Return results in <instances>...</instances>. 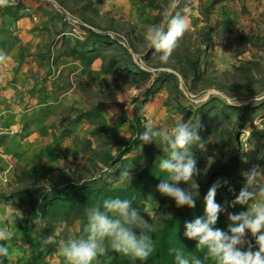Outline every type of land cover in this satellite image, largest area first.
Wrapping results in <instances>:
<instances>
[{"label": "trees", "instance_id": "trees-1", "mask_svg": "<svg viewBox=\"0 0 264 264\" xmlns=\"http://www.w3.org/2000/svg\"><path fill=\"white\" fill-rule=\"evenodd\" d=\"M137 1L158 10L163 8L157 0ZM221 1L224 0H214L213 5ZM58 2L63 7L67 6L73 15L79 14L85 20L79 19V36L71 34L74 26L56 10L51 0H16L14 7L0 8V15L8 19L7 23L12 24L30 12L42 11L56 26L57 39L62 40L60 56L82 62L85 67L91 66L97 59H102V71L106 74L121 73L136 81L149 82L148 86L134 97L136 108L149 102L164 89L180 93L179 79L174 73L161 71L153 78L149 71L138 67L131 48L125 45L118 35L97 29V24L87 17V13H99L93 0ZM58 19L62 21L56 25ZM5 23L4 21L0 28V38L5 33L3 27ZM234 27L235 21L232 17L218 21L215 26L209 27V31L202 33V43L210 47L209 37L213 32L217 35L225 34L228 30L233 31ZM240 39L254 42L253 35H241ZM152 52L154 50L147 53L152 55L154 54ZM197 65L196 61L192 63L193 84L202 79ZM238 68L245 77H249L254 70H259L260 65L246 61ZM50 75L49 72L40 80L41 87L38 91L40 95L47 88ZM56 85L57 90L66 88L65 85L53 81L52 87ZM242 86L231 85V88L239 89ZM52 96L50 93L46 94L45 99ZM232 104L234 103L222 99L219 95L209 96L206 101L198 103L195 109L177 104V114L185 121L190 120L189 122L197 125V133L205 144L204 149L192 146L200 170V175L195 177L200 195L196 199L195 208L191 209L177 208L174 200L157 190V185L168 176L159 168V162L165 158V153L160 147L158 155L154 154L157 143L143 144L136 138L145 126L140 116L137 118L122 116L108 120L98 106L78 109L71 126L63 128L60 140L72 136L82 121L90 124L91 129L87 137H77L79 147L71 152L83 167L73 170L72 175L62 173L59 176L61 178L57 179L49 176V171L43 173L38 166L18 164L14 171L15 190L0 198V208L2 203L15 199L20 200V203L27 199L29 203L27 213L20 223L28 233L26 239L28 246L21 248V253L14 259H4L3 264H54L52 258L60 254L59 241L62 238L57 229L80 221V230L75 239L86 238L87 234L83 231L86 225L85 209L101 203L104 199L116 197L132 200L144 218L154 224L156 230L152 237L155 250L145 262L109 250L107 255L99 257L93 264H175L174 253L171 251L174 248H185L186 251L202 256L203 254L195 248L196 241L184 236L185 223L204 215L203 198L216 181L222 183L217 189L216 202L223 205L225 201L233 200L244 186L245 178L242 173L250 171L264 159V154L260 156L264 142V126H257L255 123L257 119H264V97L240 107L231 106ZM126 124L128 130L123 128ZM125 131L128 132V136L123 135L120 139L110 137V134H121ZM246 131L250 152L246 150L242 139ZM60 140L56 141L57 145ZM206 156L216 158V164L204 167ZM1 163L0 158V170ZM125 169L132 170L131 182L128 178L123 180L124 177L120 175ZM43 178L47 179L46 184L40 182ZM224 181H227L226 185L223 184ZM181 187L190 188V184H182ZM230 188L233 191H229ZM147 209L149 212H145ZM36 215H40L46 221V227L39 231H35L32 224V219ZM224 216L225 213L219 215L215 227L224 230ZM49 236L53 237L54 242L45 244L44 241ZM59 261V264H68L62 255L59 256ZM206 264L214 262L208 260Z\"/></svg>", "mask_w": 264, "mask_h": 264}, {"label": "rangeland", "instance_id": "rangeland-1", "mask_svg": "<svg viewBox=\"0 0 264 264\" xmlns=\"http://www.w3.org/2000/svg\"><path fill=\"white\" fill-rule=\"evenodd\" d=\"M157 1L162 4V10L145 6L137 0H95V7L99 13H87V17L97 24L96 27L100 31L111 32L124 40L126 45L131 48L138 67L149 71L153 78L157 77L161 71L174 73L179 79L178 91L180 93L164 89L153 96L149 102L136 108L137 104L133 99L148 86L149 82L136 81L121 73L106 74L102 71V59H97L89 67H85L82 62L80 65L67 63L68 65L60 74L63 77L61 82L66 87L68 85L74 87L76 95L84 98L83 107H80V102H78L77 106H67L65 109L57 108V115L61 116L59 126L54 125L42 131L37 129V136H33L32 139L26 140L25 138L28 136L26 134L22 135L20 139L15 138L11 141L3 139L2 145H0L3 150V156H0L2 159L0 198L15 190L14 171L18 164L38 166L43 173L49 171V176L57 179L61 178L59 176L62 173L72 175L73 170L82 166V163L75 159L71 152L79 147L77 137H87L91 129L90 124L87 121H82L72 136L60 140L63 128L71 126L73 119L78 114V109L98 106L108 120H115L122 116L130 118L140 116L142 123L157 121L161 129L167 132L180 118L177 114V104L191 106L195 109L198 103L206 101L209 96L219 95L231 103L235 102V97L242 105H245L264 97V0H224L216 5H213L214 0H179L178 7L174 12H183L185 8L188 9L189 28L167 63H162L158 54L148 55L147 53L150 49L145 39L146 28L150 25L163 24L165 16L170 11V0ZM53 2L57 7L69 11L67 6L63 7L58 0H53ZM76 17L84 20L79 14H76ZM226 17L234 19L233 31L228 30L225 34L220 35L213 32L209 37L210 47L204 46L202 33L209 31L210 26H215L218 21ZM41 21L45 22L46 20L42 17ZM41 21L39 22L41 23ZM48 21H50L49 18ZM61 21L58 19L55 24L57 25ZM4 29L7 32L2 36V39L7 41L4 44V52L8 55L13 52L16 54L15 57L18 56L22 61L24 57H38L41 59L40 63L43 69L48 67L47 56L52 51V47L56 46L55 42H59L55 35L56 26L54 24L52 32L47 35L37 33L34 38H30L32 44L24 45L18 43L20 42L18 33L14 34L11 30ZM165 30L167 29L165 28ZM241 35H253L254 42L241 40ZM38 42H42V45ZM194 61L198 63L197 66L202 75V79L196 81L195 84L192 83L194 78L192 63ZM246 61L260 65L259 70H254L249 77H245L238 68ZM55 66L54 70L51 68L50 71L45 70V73L50 72L53 76L56 69L58 70L57 65ZM74 71H78L77 74L71 75ZM231 85H243L244 87L233 89ZM79 97L77 98L79 99ZM193 104L195 105L193 106ZM57 119L60 118L57 117ZM255 123L257 126H264V119H257ZM123 128L128 130V124ZM123 135L128 136L129 134L125 131L121 134H110V137L120 139ZM247 135L246 131L242 139L246 150L250 152V145L246 140ZM57 140H60L58 145L56 144ZM155 143L158 146L154 150V154L158 155V149L162 146L159 139ZM216 161V158L206 156L203 166H213ZM124 179L126 178L124 177ZM40 182L46 184L47 179L43 178ZM28 206L27 199L22 203L15 199L2 203L0 208V227L15 233L14 238L6 242L9 251L11 250V259L21 253V248L28 246L26 240L28 233L20 225L27 213ZM15 210L22 213V218L20 213ZM145 212H149V209ZM79 230L80 221H76L71 226L63 225L59 231L62 237L59 241L60 248L61 241L75 238ZM60 255L61 252L55 258L58 264Z\"/></svg>", "mask_w": 264, "mask_h": 264}, {"label": "clouds", "instance_id": "clouds-1", "mask_svg": "<svg viewBox=\"0 0 264 264\" xmlns=\"http://www.w3.org/2000/svg\"><path fill=\"white\" fill-rule=\"evenodd\" d=\"M179 0H170V11L161 25H150L145 30V39L150 50L158 54L162 63H167L179 46L189 28L188 9L183 12L174 10ZM16 0H0V8L14 7ZM174 12V14H173ZM165 28L167 30H165ZM9 57L0 50V65L6 64ZM231 106L240 107L241 102L234 97ZM197 125L184 118L177 119L170 131H163L157 121H148L144 130L137 135L143 144H152L159 139L165 158L159 162L162 172L168 174L158 185L162 195L175 201L177 208H195L199 197V184L195 177L200 175L192 146L205 148L197 133ZM120 175L132 180V170L125 169ZM245 184L238 195L222 205L216 202L217 189L222 186L216 181L204 196V215L185 223L184 236L196 241V249L203 255H196L185 248H174L175 264H264V168L254 166L243 172ZM189 185L181 187V185ZM223 184H227L224 181ZM233 191V189H229ZM246 206L245 211L228 213L230 221L227 231L215 227L221 213L228 207ZM16 211V210H15ZM18 212V211H16ZM20 213V212H18ZM22 218V213H20ZM86 225L83 231L86 238H70L61 241L60 252L68 264H93L99 257L107 255L109 250L145 262L155 250L152 233L155 226L144 218L141 210L132 200L116 198L104 199L101 203L85 209ZM34 230L46 227V221L40 215L32 219ZM59 232L60 229H57ZM251 236L254 244L247 237ZM15 233L0 227V264L10 258L6 242L13 239ZM49 236L44 243H53Z\"/></svg>", "mask_w": 264, "mask_h": 264}, {"label": "crops", "instance_id": "crops-1", "mask_svg": "<svg viewBox=\"0 0 264 264\" xmlns=\"http://www.w3.org/2000/svg\"><path fill=\"white\" fill-rule=\"evenodd\" d=\"M28 11L30 12V10ZM42 14L41 11L38 12L35 10L20 21L12 24L7 23L8 19L0 15V28L5 21L4 28L11 30L14 34H19L20 42L18 43H22V45L26 43L29 44L37 33H44L47 35L54 30L53 24L48 21V17ZM42 17L46 20L45 22L41 21ZM38 20L41 21V23ZM6 42L7 41H4L2 37L0 38V50H3ZM38 43L42 45V42ZM38 43L35 44L37 45ZM55 44L56 46L52 47V51L47 56L46 64H48V67L45 69H43L40 63V58L28 56L26 58L24 57L22 61L18 56L15 57L16 54L13 52L8 55L9 59L7 63L0 65V145H2L3 139L6 141H11L15 138L20 139L21 136L25 134L28 135L27 138H25L26 140L32 139L33 136H37V129L42 131L54 125L59 126L61 116L57 115V108L65 109L67 106H77L78 102H80V107H83L84 98L76 95L74 87L68 85L66 88L60 90H57V85L52 87L53 81H57L60 85H63L61 82V78L63 79V77L60 74L68 64L80 65L79 61H72L70 58L60 56L62 40L55 42ZM55 65H57L58 70L56 69L53 76H49L50 81L48 85H46L47 88H45L43 94L40 95L38 92L41 87L40 80L46 75L45 72L47 70L50 71L51 68L54 70L56 67ZM77 72L78 71H74L71 75L77 74ZM49 93L53 96L45 99V95ZM77 97H79V99ZM57 117L60 119L58 120ZM24 126L27 128H23ZM4 134L7 135H5V138H3ZM263 147L264 142L262 143L260 156L264 154ZM258 166L264 168V159ZM245 210L246 206L241 205L228 207L227 212H224V231H227L230 223L228 220V213H239ZM247 239L251 240L254 244V240H252L250 234ZM55 258L56 255L52 258V262L58 264Z\"/></svg>", "mask_w": 264, "mask_h": 264}, {"label": "built area", "instance_id": "built-area-1", "mask_svg": "<svg viewBox=\"0 0 264 264\" xmlns=\"http://www.w3.org/2000/svg\"><path fill=\"white\" fill-rule=\"evenodd\" d=\"M53 2V0H51ZM54 3V2H53ZM54 6L56 8L57 11H59L60 13L63 14V16L65 17V20L68 21L69 23H71L74 26L73 32L71 33L73 36L77 37L79 36V19L73 15L72 13H70L69 11L62 9L60 7H57L54 3ZM123 43L126 45L125 41L123 40ZM0 156H3V150L0 148Z\"/></svg>", "mask_w": 264, "mask_h": 264}]
</instances>
